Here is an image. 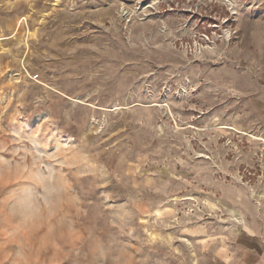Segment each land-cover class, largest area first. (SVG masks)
<instances>
[{"label":"rangeland","instance_id":"374dc122","mask_svg":"<svg viewBox=\"0 0 264 264\" xmlns=\"http://www.w3.org/2000/svg\"><path fill=\"white\" fill-rule=\"evenodd\" d=\"M263 64L264 0H0V264H194L264 187Z\"/></svg>","mask_w":264,"mask_h":264},{"label":"crops","instance_id":"0c3cea01","mask_svg":"<svg viewBox=\"0 0 264 264\" xmlns=\"http://www.w3.org/2000/svg\"><path fill=\"white\" fill-rule=\"evenodd\" d=\"M262 90L255 97L264 113ZM224 198L220 209L231 217L191 237L194 264H264V187Z\"/></svg>","mask_w":264,"mask_h":264},{"label":"clouds","instance_id":"9594fccd","mask_svg":"<svg viewBox=\"0 0 264 264\" xmlns=\"http://www.w3.org/2000/svg\"><path fill=\"white\" fill-rule=\"evenodd\" d=\"M69 185H70V181L64 180L59 189H52V190L46 189L45 191L47 195H41L30 198L25 202V204H27L33 212L44 213L45 203L48 200V198L51 197L54 193L64 191L65 189H67Z\"/></svg>","mask_w":264,"mask_h":264}]
</instances>
